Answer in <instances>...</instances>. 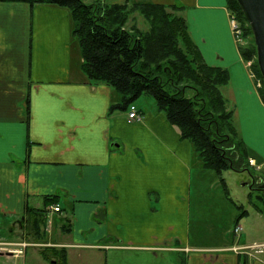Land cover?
<instances>
[{"label":"crops","instance_id":"0c3cea01","mask_svg":"<svg viewBox=\"0 0 264 264\" xmlns=\"http://www.w3.org/2000/svg\"><path fill=\"white\" fill-rule=\"evenodd\" d=\"M129 3L181 7L202 59L229 72L222 92L249 156L264 167V101L228 1ZM73 27L67 7L0 1V242H30L19 257L0 250V264H56V251L68 264L75 256L80 264L127 262L132 252L138 264H264V253L232 250L264 240L235 233L234 208L221 227L207 224L212 213L220 222L217 201L229 198L194 199L196 168L201 176L207 168L156 100H135L141 119L111 109L122 96L84 72Z\"/></svg>","mask_w":264,"mask_h":264},{"label":"trees","instance_id":"16d2710c","mask_svg":"<svg viewBox=\"0 0 264 264\" xmlns=\"http://www.w3.org/2000/svg\"><path fill=\"white\" fill-rule=\"evenodd\" d=\"M0 1H22L31 6L52 4L69 8L74 22L73 34L84 56V72L93 81L111 85L122 96L121 104L111 109H128L142 95L152 96L159 109L179 128L182 137L191 140L205 168L220 173L227 169L241 171L249 168L247 146L234 123V112L229 108L221 89L230 80L229 72L208 65L202 59L188 32L185 18L177 14L180 6L130 4V0L112 4L104 0ZM227 1L228 9L239 21L244 37L248 42L251 38L246 48L241 46V53L246 60L255 59L250 70L255 75L264 101V79L258 66L251 27L238 1ZM136 10L149 23L147 30L136 24L132 30L125 27L130 13ZM180 81H190L195 94L185 91L186 88L178 84ZM201 103L202 107L199 105ZM250 200L253 202V199ZM257 208L262 210V207ZM33 212L37 213L36 210ZM242 215L239 212V220ZM35 224H39L37 219ZM43 254L45 258L51 259L45 249ZM55 255H58L56 264H68L66 252L56 251Z\"/></svg>","mask_w":264,"mask_h":264},{"label":"rangeland","instance_id":"374dc122","mask_svg":"<svg viewBox=\"0 0 264 264\" xmlns=\"http://www.w3.org/2000/svg\"><path fill=\"white\" fill-rule=\"evenodd\" d=\"M84 1L91 2V1H100V0H84ZM104 1L105 2L110 1L109 4H112L114 2H121V3L125 2L124 0H104ZM135 24L138 25L143 30H147L149 28V23L146 21L145 17L137 10L133 13H130L129 18L125 23V27L132 30V28L136 26ZM188 32L190 33L189 28H188ZM234 37L236 39V43L239 46L240 52H241V46L246 48L251 40V38H249V42H248V40L244 37L243 42H240L241 40L236 38L235 33H234ZM181 45H184V43L181 42ZM190 81H188L187 83H183L182 81H180V83L178 84H180L182 88H186L185 91L191 94H195L194 86ZM200 95H202V93ZM146 101L147 100L145 98L141 99L142 103L143 102L145 103ZM199 105L201 107L203 106L202 103ZM149 106L150 105L147 106V109L150 108ZM206 110H207L206 107H204V111ZM234 150L237 149L235 148ZM249 160L250 158L248 159V161ZM254 160L256 162V159ZM249 163H248L249 168L241 171L234 169H227L220 173L214 169L207 168L205 170L207 173L205 172L203 176H201V172L199 174L197 173L198 169L196 168V171L194 173V181H193L194 184L193 196L195 200H200L205 198L207 199L220 198L227 200V198H229V201H223V202L217 201V210L225 207V216L221 217L220 222L219 220L216 219L213 213L205 217L208 220L207 224H211L212 227L213 225H215L214 228L211 230H215L217 224L219 227H221V225L223 224H226L230 219V210L231 208H234L235 212H240V215L243 214L239 220L241 227L240 233L245 234L246 232V234L249 235L264 236V215H260L259 213L260 210L257 208V206L262 207L263 208L262 211L264 213V200H263L264 199V167L262 164L261 166L257 164L255 165L256 166L255 167V166H251ZM198 175L200 177V180L202 181V184H199L200 180L198 178ZM260 178H262V181H260ZM212 182L213 185H211ZM246 182L249 185H251V188L249 187V185H246ZM198 185L201 186V189H199ZM248 191L254 195V199L252 203L249 199L247 200L246 196L244 195V192L247 193ZM230 200H232L233 203ZM204 207L208 208L209 205L208 204L204 205ZM243 208H246L247 211L242 212ZM260 244H262V241H257L254 243V247H253L254 256L251 257H256V255L260 254L259 252ZM236 246H245V245H236ZM234 249L235 248H232V250ZM34 250L35 252H38L37 248L32 246H30L28 249L29 253L34 252ZM238 250L241 253L248 254L244 249H238ZM109 257H112L111 254H109ZM128 258L129 259L127 260V262L121 261V263L119 262L118 258H115L112 261V264H138L139 262L138 252H132L128 254ZM77 260L78 257L77 258L76 256L73 257L72 263L80 264L77 262ZM28 264H35V261L33 260L32 263L28 262ZM43 264H52V263L46 261Z\"/></svg>","mask_w":264,"mask_h":264},{"label":"water","instance_id":"95a60500","mask_svg":"<svg viewBox=\"0 0 264 264\" xmlns=\"http://www.w3.org/2000/svg\"><path fill=\"white\" fill-rule=\"evenodd\" d=\"M251 27L260 73L264 79V0H237ZM262 181V178H260ZM246 185H249L246 182ZM251 188V185H249Z\"/></svg>","mask_w":264,"mask_h":264},{"label":"built area","instance_id":"2783aa9c","mask_svg":"<svg viewBox=\"0 0 264 264\" xmlns=\"http://www.w3.org/2000/svg\"><path fill=\"white\" fill-rule=\"evenodd\" d=\"M231 23H232V27H233L234 33L236 35V38L241 40L240 42H243V40H244V38H243V29L240 26L239 21L237 20L235 15H233V14L231 15ZM252 64H253V61L249 60L248 66H252ZM251 75H252L253 78L255 77V75L252 72H251ZM258 85H260V83H258ZM129 116H130V118H136V119H140L141 118L139 113H138V108L133 103L130 105ZM249 162L252 165H257V162H255V160L252 159V158H250ZM52 208L55 211H60V206L59 205H55ZM238 229H241V227H238ZM28 245H29V243L26 242V241L4 242V243L0 242V250H4L7 253L13 254L15 256H22L25 253V247H27ZM253 247H254V245H245V246H238V249H244V250H246V252L249 255L254 256ZM259 247H260L259 252L260 253L264 252V242H262V244H260Z\"/></svg>","mask_w":264,"mask_h":264},{"label":"bare ground","instance_id":"6f19581e","mask_svg":"<svg viewBox=\"0 0 264 264\" xmlns=\"http://www.w3.org/2000/svg\"><path fill=\"white\" fill-rule=\"evenodd\" d=\"M238 227H240L239 223H238L237 225H235V228H234V231H235V233H237V234H239L240 231H241V229H238ZM262 242H264V241H262ZM254 243H255V242H254ZM254 243L249 244V245H254ZM234 248H235V250L239 251L237 246H235Z\"/></svg>","mask_w":264,"mask_h":264}]
</instances>
